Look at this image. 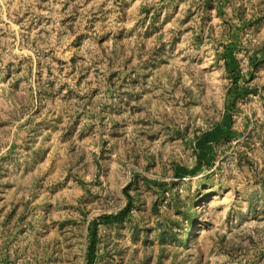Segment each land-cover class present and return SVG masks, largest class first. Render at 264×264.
Here are the masks:
<instances>
[{"label":"rangeland","instance_id":"1","mask_svg":"<svg viewBox=\"0 0 264 264\" xmlns=\"http://www.w3.org/2000/svg\"><path fill=\"white\" fill-rule=\"evenodd\" d=\"M0 264H264V0H0Z\"/></svg>","mask_w":264,"mask_h":264},{"label":"trees","instance_id":"2","mask_svg":"<svg viewBox=\"0 0 264 264\" xmlns=\"http://www.w3.org/2000/svg\"><path fill=\"white\" fill-rule=\"evenodd\" d=\"M225 136H229V126H228L227 120H225L223 124L217 126V128H215L214 130L205 132L203 136L198 139V147L201 150L199 153V156L201 158L202 157L204 158L207 154L205 151V148L211 147L213 142H217L218 140H220L221 138ZM187 172H191V171H187ZM122 217L123 216H120V217L119 216H108L105 218V220L107 222H110L114 219H121Z\"/></svg>","mask_w":264,"mask_h":264}]
</instances>
